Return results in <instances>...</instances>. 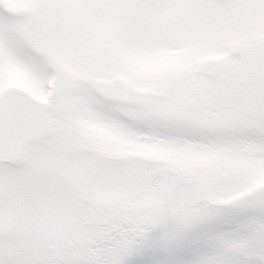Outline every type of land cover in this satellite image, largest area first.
I'll list each match as a JSON object with an SVG mask.
<instances>
[{"label":"snow or ice","instance_id":"snow-or-ice-1","mask_svg":"<svg viewBox=\"0 0 264 264\" xmlns=\"http://www.w3.org/2000/svg\"><path fill=\"white\" fill-rule=\"evenodd\" d=\"M259 33L264 0H0V264H264Z\"/></svg>","mask_w":264,"mask_h":264},{"label":"rangeland","instance_id":"rangeland-1","mask_svg":"<svg viewBox=\"0 0 264 264\" xmlns=\"http://www.w3.org/2000/svg\"><path fill=\"white\" fill-rule=\"evenodd\" d=\"M256 40H264V33L247 35L235 34L226 40V44L228 47L232 48L246 47L250 46ZM226 55L227 54L224 52L207 47L171 50L150 58L134 60L132 72L137 76L148 77L161 70L177 72L184 71L196 63L206 61H223L226 58ZM122 78L128 80L132 87H139L133 76L124 75ZM93 133L95 135L109 138L114 145L124 152H135L147 155L160 154V150L158 149H153L150 146L136 145L125 141L106 128L96 127L93 129Z\"/></svg>","mask_w":264,"mask_h":264}]
</instances>
